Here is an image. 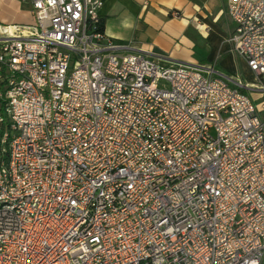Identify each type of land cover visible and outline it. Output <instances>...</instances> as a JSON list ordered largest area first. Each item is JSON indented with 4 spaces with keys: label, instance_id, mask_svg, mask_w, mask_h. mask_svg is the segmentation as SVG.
<instances>
[{
    "label": "built area",
    "instance_id": "built-area-1",
    "mask_svg": "<svg viewBox=\"0 0 264 264\" xmlns=\"http://www.w3.org/2000/svg\"><path fill=\"white\" fill-rule=\"evenodd\" d=\"M23 1L34 23L0 38V264H264V0H225L254 86L117 55L100 0Z\"/></svg>",
    "mask_w": 264,
    "mask_h": 264
},
{
    "label": "crops",
    "instance_id": "crops-1",
    "mask_svg": "<svg viewBox=\"0 0 264 264\" xmlns=\"http://www.w3.org/2000/svg\"><path fill=\"white\" fill-rule=\"evenodd\" d=\"M100 1V26L118 46L117 55L138 53L163 65L211 69L214 76L223 78L253 76L228 41L234 24L225 12V0ZM33 21L29 2L0 0L1 39L14 36L15 28Z\"/></svg>",
    "mask_w": 264,
    "mask_h": 264
},
{
    "label": "rangeland",
    "instance_id": "rangeland-1",
    "mask_svg": "<svg viewBox=\"0 0 264 264\" xmlns=\"http://www.w3.org/2000/svg\"><path fill=\"white\" fill-rule=\"evenodd\" d=\"M34 22V21H33ZM161 61V60H160ZM170 64V63H169ZM169 64H166V65H169ZM175 64V63H174ZM239 65H242L241 64V61H239ZM243 81L245 82V83H247L248 85H257L258 84V82H257V80L253 77V76H250V75H244V77H243Z\"/></svg>",
    "mask_w": 264,
    "mask_h": 264
},
{
    "label": "trees",
    "instance_id": "trees-1",
    "mask_svg": "<svg viewBox=\"0 0 264 264\" xmlns=\"http://www.w3.org/2000/svg\"><path fill=\"white\" fill-rule=\"evenodd\" d=\"M101 31H102V26L100 27Z\"/></svg>",
    "mask_w": 264,
    "mask_h": 264
},
{
    "label": "bare ground",
    "instance_id": "bare-ground-1",
    "mask_svg": "<svg viewBox=\"0 0 264 264\" xmlns=\"http://www.w3.org/2000/svg\"><path fill=\"white\" fill-rule=\"evenodd\" d=\"M12 29V28H11Z\"/></svg>",
    "mask_w": 264,
    "mask_h": 264
}]
</instances>
